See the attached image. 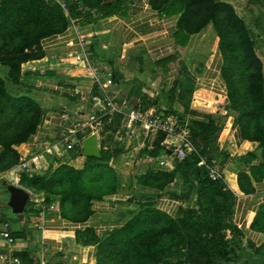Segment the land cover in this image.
Instances as JSON below:
<instances>
[{
    "label": "crops",
    "instance_id": "crops-1",
    "mask_svg": "<svg viewBox=\"0 0 264 264\" xmlns=\"http://www.w3.org/2000/svg\"><path fill=\"white\" fill-rule=\"evenodd\" d=\"M83 9L89 16L87 22L79 18L72 19L73 25L84 36L82 49L76 45L74 37L64 31L42 39L40 48L43 56L20 66V78L26 81L31 90L36 89L43 94L52 93L55 99L62 96L61 113L47 112L40 129L44 132L49 127L58 128L62 124L68 126L71 121L67 117L69 115L82 117L86 113L88 116H107L108 121L117 119L112 140L108 145H102L107 163H100L113 167L110 171L103 169L101 175L110 176L114 168L119 174H115L117 179H123L120 175V148L131 151L133 160H130L128 166H135L133 181L148 171H172L173 164L168 165L171 153L167 154V144L178 147L180 140L187 141V122L194 118L192 113L215 114L223 110L225 103L226 90L220 75V52L213 45L205 49L209 42L207 39L213 36L209 25L195 33L186 34L187 41L184 46H180L171 38L179 15L160 17L149 6V0H103ZM75 55L81 56V61H75ZM4 76L5 72L0 78ZM107 79L110 84L104 85ZM164 81L171 91L166 97L160 91ZM151 91L157 93L156 97L150 96ZM94 103L99 105L98 109ZM130 109L155 110L159 117L174 126L176 134H164L161 140L160 132L141 129L128 135L121 132L123 116ZM224 122L217 141L219 149L228 148L230 143H238L235 128L231 127V116L226 114ZM99 124L93 125V128ZM40 139L38 137L37 140ZM40 143L46 147V154L34 156L42 161L41 172L62 164L75 170L83 169L85 159L77 156L81 155L82 150L76 148L65 151L63 146L57 144L49 147L50 143L46 141ZM156 146L161 149L154 151ZM134 154L141 158L134 159ZM169 185L179 188L181 182L176 177ZM5 193L0 188V230L5 223L1 211L8 199ZM37 194L44 199L42 193ZM160 194L157 190L136 185L134 181L129 193L115 190L93 201L92 214L84 222L62 218L56 197L51 200L55 205L54 210L47 213L43 221L25 208L16 223H5L15 240L13 256L17 258V264H94L95 249L87 242L83 231L91 229L95 236L100 237L109 225L103 223L101 213L117 211L121 218L119 223L123 224L135 212L136 201ZM236 198L233 224L245 239L255 245L261 244L263 236L249 231L248 226L252 216L250 213L253 214L264 202V192L255 191ZM189 200L194 202V196ZM158 201H162L161 210L171 217L177 215L179 206L183 207L180 202L167 198ZM3 251L4 245L0 239V253Z\"/></svg>",
    "mask_w": 264,
    "mask_h": 264
},
{
    "label": "trees",
    "instance_id": "trees-1",
    "mask_svg": "<svg viewBox=\"0 0 264 264\" xmlns=\"http://www.w3.org/2000/svg\"><path fill=\"white\" fill-rule=\"evenodd\" d=\"M61 1L66 6L67 15L59 5L50 4L46 0H0V66L6 69L7 78L12 84L22 83L19 76L22 64L43 56L40 48L42 39L62 33L68 26L69 20L81 18L87 22L89 16L83 8L95 6L103 0ZM250 2L259 4L260 0H250ZM149 6L163 18L179 15L176 29L171 34L175 44L184 46L187 41L186 34L195 33L209 25L221 40L220 55L226 54L227 48L229 54L235 52L234 46L239 35L236 28L239 23L227 4L214 0H149ZM204 7L206 11L204 10L203 22L197 25L194 18L200 16ZM220 13L228 15L223 17ZM193 24L194 26L196 24L195 28ZM220 75L223 80L221 70ZM1 82L0 78V95L3 99L11 105L19 106L21 99H12L6 95L1 88ZM168 93L171 94V91ZM259 101L264 108V99L259 93L258 95L253 93L251 108L243 117L249 120L258 119V110L255 106ZM225 104L222 107L223 114L192 113L194 118L187 122V143L192 152L181 160L174 158L172 171H148L134 178L136 185L157 190L161 192L160 195L136 201V211L123 224L107 231L103 238L95 236L91 229L83 231V235L88 239L87 242L94 246V264H225L236 258L237 255L230 244L238 239L241 231L236 228L230 217L233 193L225 188L222 181H210L204 167L197 165L201 159L208 163L216 157L219 158L220 149L217 141L226 114L230 110L236 111L232 102H229V106L228 103ZM38 122L36 118L25 122L23 128L26 135L22 141L14 143L0 141V163L12 153L10 149L12 145H21L31 139ZM241 136L242 139L257 142L262 161L252 165L253 159L250 158L247 161V172L236 174V183L240 191L238 192L242 195H250L255 192V184L264 179V133L257 139L243 137V134ZM163 137L164 134L159 136L161 140ZM158 149L161 147L156 146L154 151ZM99 153L98 160L86 158L81 170L62 164L55 169L48 167L45 172L39 174L23 172L28 190L35 193L44 192L52 196L55 193L54 188L63 185L69 187L70 191L58 199L60 216L84 222L92 214L91 203L115 191V186L111 185L104 192H98L97 196L85 194L82 185L85 175H87L86 179H93L88 176L93 169L110 171V167L100 164L107 160L104 150L100 149ZM71 157L74 158L75 155ZM176 177L179 178L184 190L178 195L164 191V188ZM191 196H194L196 209L179 208L180 217L172 218L155 208L159 198L165 197L182 203ZM76 205L79 207L75 215L73 213L68 217L67 214H70ZM263 222L264 202L256 209L254 220L250 223L251 230L264 233ZM225 232L229 233L230 239L225 238ZM260 247L264 249V239Z\"/></svg>",
    "mask_w": 264,
    "mask_h": 264
},
{
    "label": "rangeland",
    "instance_id": "rangeland-1",
    "mask_svg": "<svg viewBox=\"0 0 264 264\" xmlns=\"http://www.w3.org/2000/svg\"><path fill=\"white\" fill-rule=\"evenodd\" d=\"M214 1L221 3V1L223 0ZM225 1H227L225 2V4H227L232 9V12L236 16V19L239 23L238 26L236 25V31H238L239 35L237 37L238 39L236 45L234 46L235 52L233 54H229L227 50L229 48H227L226 54L223 53L221 55V73L223 77V84L226 90L225 103H228L227 106H229V102H232L236 107V111L230 110V112H228V115L232 118L231 127L235 128V134L237 135L238 143H230L231 146L225 149L222 147L219 152V158L216 157L213 160L223 167V176L225 178L226 185L233 193V196L231 197L232 214L230 215L231 219H233V206L237 199L236 196L242 195L239 193L240 191L237 187L236 174L238 172H247V161L250 158L253 159L251 161L252 165H256L262 162L259 156L260 149L258 148L257 142L242 139L241 135L243 134V137L246 136L250 139H257V137L259 138L264 133V108L262 107L260 101L259 104L255 106V109L258 110V119L249 120L243 117L244 113H246L251 108V96L253 95V93H256V95H258L259 93L264 99V0H260L259 4L250 2V0ZM204 10L206 11V7H204V9L201 11L200 16L198 15V18H194V20L197 22V25L203 22L205 16ZM222 15L224 17L228 14L223 13L221 14V16ZM195 27L196 24L195 26L193 24V28ZM209 29L212 31L213 36L207 39V41L209 40V42L206 43L207 45L205 49L208 50L209 47L213 45L219 50L221 40L217 38L212 27L209 26ZM4 72L6 73L5 68L0 66V77L3 76ZM21 81L22 83L15 85L9 81L7 75L2 79L1 88L4 90L6 95L11 97L12 99H21V104L19 106L15 104L11 105L0 95V141L5 143L22 141V139L26 135V131L23 128L25 122H27V120L29 119L35 118L39 122L36 125L31 139L21 145H12L10 147L12 153H9L5 161L0 163V188L2 184H12L26 190L29 189L27 187V181L25 178L26 176L17 168L19 158L27 161L28 167L31 171L37 165V170H33L32 173H42L41 159L32 158L34 155L46 154V151H44L46 150V147L43 146L40 141H46V143H50L49 147L55 144L61 147L62 144H60L59 141L63 136H68L70 140H79L82 136H88L91 130L87 126L83 128H77L76 126L77 123L80 125L85 122L87 116L89 115L85 113L82 117L70 115L67 116L71 120L68 126L62 124L61 127L58 128L49 127L43 132L40 127L46 116V113H61V103H63V100L61 99L62 96H57L58 98L55 99L52 93L43 94V92H39V90H31V87L27 85L25 80L21 79ZM160 91L161 95L165 97L168 95L169 89L165 86V81ZM225 103L223 104V107L224 105H226ZM218 113L222 114L223 110L220 112H215V114ZM98 121H100V124L99 126L93 128V132L97 135V142L99 143L98 149L102 150L104 149V147L102 148V145H108L112 140V136L115 131V125L117 124V119H111L110 121H108L107 116H98ZM72 125L74 126L72 127ZM74 130H76V132H74ZM240 131L242 134H240ZM176 132L177 131H175L173 127L172 134H176ZM162 134L164 133L160 132V135ZM38 137H40L41 139L37 140ZM179 142L180 147L182 148L181 140ZM22 146H24L25 148L23 149ZM167 148L169 149L171 154H175L174 150L176 149V147L167 144ZM119 151L122 153V155H119V160H121L120 170L122 173L120 175L123 177V179H117L118 176L116 175L119 174L116 173V170L114 168V175H105V177L101 175V170L99 171L93 169L88 174V176L93 177V179H86L87 175H85L82 180V185L85 189L86 195L97 196L98 192H104V190H107L111 185L115 186L114 190H119V192L121 193L130 192L132 183H134L135 181V179L134 181L131 180L134 176L135 166H128L130 164V160H133L131 151H123L122 148H120ZM167 154H169V152H167ZM77 156L80 157L81 155ZM133 157L134 159L141 158L140 155L136 156L135 154ZM104 165L110 167V170L113 167L110 164ZM257 184L258 185H255V191L264 192V179H262ZM180 186H178L179 188H176L175 186L173 187L171 185H167V188H164V191H173L175 195H178L181 193L179 189L181 191L184 190V188H180ZM54 191L55 193L52 196L50 194H45L44 192H42L46 202L55 199L54 197L60 199L63 194L68 193V191L70 190L69 187L63 185L62 187L59 186L54 188ZM159 199H165V197ZM190 201L191 200L188 199V201L182 202L181 204L183 205V207L179 206V208L185 210L188 208L196 209L195 203L191 201L192 203L190 204ZM161 203L162 201L156 202L155 208L161 210ZM78 207L79 206L76 205L74 210H72L70 214H67L68 217L73 215V213L75 215V211ZM255 213L256 210L253 212V214L250 213V215L252 216L250 218L248 230L251 232H254L250 228V223L254 220ZM180 215L181 214L177 213V215L172 218L180 217ZM119 216L120 215L117 211H110L109 213L103 214L101 213L100 218L102 219L103 223H107L109 225L104 228L102 234L100 235V238H103L105 234L108 233L107 231H110L121 225V222L119 223V219H121ZM262 229L264 231V222L262 223ZM255 233H260L264 239V233ZM224 235L226 239L231 238V236L227 232H225ZM260 245L261 244L255 245L251 243L244 238V235L242 233H240L238 239L230 244V247L233 246L232 250L234 251V253H236L237 256L234 260H231V262L225 264H256L257 261L252 260L250 255H245V251H249L257 256L264 257V249H262Z\"/></svg>",
    "mask_w": 264,
    "mask_h": 264
},
{
    "label": "built area",
    "instance_id": "built-area-1",
    "mask_svg": "<svg viewBox=\"0 0 264 264\" xmlns=\"http://www.w3.org/2000/svg\"><path fill=\"white\" fill-rule=\"evenodd\" d=\"M50 4H57L59 5L65 15H67V9L63 1L61 0H46ZM81 20V18H79ZM65 33L70 36L74 37L75 43L79 48H83L85 41H84V36L82 33L78 31V28L73 25L72 20H69V24L64 30ZM63 31V32H64ZM75 61H81V56L75 55L74 57ZM110 80L107 79L104 82V85H109ZM157 93L154 91L150 92L151 97H156ZM94 106L98 109L99 105L97 103H94ZM98 116L97 115H90L86 118L85 122L83 124H77V128H83L87 126L90 128V133L93 132V125H98ZM173 127L169 125V122L166 119H162L159 117L157 112L153 109H147V110H137V109H130L127 111L122 119V127H120L121 132L127 134V133H132L133 131H137L138 129L144 130V131H154V132H161L166 135L172 136L173 132ZM76 132V130H74ZM128 135V134H127ZM60 143L62 144L63 148L65 151L73 150L75 148H78L81 150V145L79 140H70L68 136H63L60 139ZM181 146L176 147L174 150L175 154H171L170 161H173L174 158L177 160L183 159L187 154L192 152V149L190 145L187 143V141L183 142L181 141ZM33 159L38 158V156H33ZM160 165L162 162L159 163ZM164 164V163H163ZM168 165L171 166V162H168ZM197 165L204 167L207 178L210 181H217L220 180L224 183L225 188L231 191L227 185L225 178L223 176L224 169L223 167L219 164L216 163L213 159L210 160L208 163H205L203 159H201ZM17 168L20 172H27L29 174L32 173V171L37 170V165L35 166L32 171L28 167V163L26 160L19 158L18 159V164ZM40 168V167H39ZM27 192V201L25 204L26 210L30 209L36 217H38L41 221L44 220L45 215L47 213H50L54 210L55 205L51 202H46L45 199H43L40 194H37L31 190L26 189ZM0 239L3 242L4 245V251L0 253V264H17V258L13 256V251L12 249L14 248L15 245V240L14 238L10 235L8 229H7V224H3L2 228L0 230Z\"/></svg>",
    "mask_w": 264,
    "mask_h": 264
},
{
    "label": "water",
    "instance_id": "water-1",
    "mask_svg": "<svg viewBox=\"0 0 264 264\" xmlns=\"http://www.w3.org/2000/svg\"><path fill=\"white\" fill-rule=\"evenodd\" d=\"M80 145L82 158L99 159L100 153L96 134L90 133L88 136L84 137L81 140ZM171 163L173 164L174 161H171ZM1 188L8 195V199L4 205V210H2V214L4 216L3 220L5 223L11 225L16 223L18 217L23 214L28 195L24 189L12 184H2ZM245 255H250L252 260L257 261V263L264 264V257L257 256L249 251H245Z\"/></svg>",
    "mask_w": 264,
    "mask_h": 264
}]
</instances>
